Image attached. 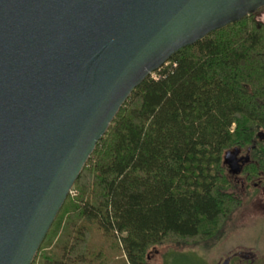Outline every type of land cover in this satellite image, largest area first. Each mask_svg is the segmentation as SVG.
<instances>
[{"label":"trees","instance_id":"16d2710c","mask_svg":"<svg viewBox=\"0 0 264 264\" xmlns=\"http://www.w3.org/2000/svg\"><path fill=\"white\" fill-rule=\"evenodd\" d=\"M259 132L264 28L248 15L180 48L132 90L31 264H147L155 245L215 235L241 202L227 156L248 149L249 177L264 176Z\"/></svg>","mask_w":264,"mask_h":264},{"label":"water","instance_id":"95a60500","mask_svg":"<svg viewBox=\"0 0 264 264\" xmlns=\"http://www.w3.org/2000/svg\"><path fill=\"white\" fill-rule=\"evenodd\" d=\"M263 5L0 0V264H31L138 84L180 48Z\"/></svg>","mask_w":264,"mask_h":264},{"label":"rangeland","instance_id":"374dc122","mask_svg":"<svg viewBox=\"0 0 264 264\" xmlns=\"http://www.w3.org/2000/svg\"><path fill=\"white\" fill-rule=\"evenodd\" d=\"M260 184L264 185L263 178ZM244 186L246 187L238 182L236 188H230L241 202L215 235L202 241L187 239L189 241L186 243L168 240L155 245L146 250L147 264H219L229 255L248 251L257 257H264V187L257 188L251 184ZM70 192L73 196L76 189L72 186ZM100 239L94 231L91 245L98 246ZM112 257L117 258L118 254H112ZM120 257L123 258L124 255L121 254Z\"/></svg>","mask_w":264,"mask_h":264},{"label":"flooded vegetation","instance_id":"af4514ba","mask_svg":"<svg viewBox=\"0 0 264 264\" xmlns=\"http://www.w3.org/2000/svg\"><path fill=\"white\" fill-rule=\"evenodd\" d=\"M251 16L252 21L257 25L264 28V5L259 7L253 13L247 14L245 16ZM244 16V17H245ZM243 17V18H244ZM258 138L264 142V133L259 132ZM253 162L250 158L249 150H238L237 152L231 153L227 156L225 160V168L228 176L230 177L233 188H236L238 182L244 185L262 188L263 184H260L261 178L264 179L262 172L260 170H255L254 173L256 176L249 177L250 171L245 170V166ZM255 181H258L255 182ZM264 264V257H257L253 252H237L233 255L225 257L219 264Z\"/></svg>","mask_w":264,"mask_h":264},{"label":"built area","instance_id":"2783aa9c","mask_svg":"<svg viewBox=\"0 0 264 264\" xmlns=\"http://www.w3.org/2000/svg\"><path fill=\"white\" fill-rule=\"evenodd\" d=\"M152 76H154V75H152Z\"/></svg>","mask_w":264,"mask_h":264}]
</instances>
